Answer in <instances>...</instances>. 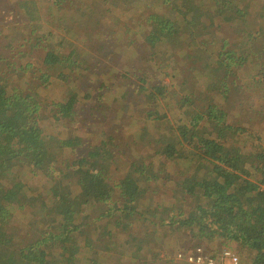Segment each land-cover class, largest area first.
<instances>
[{"label":"trees","instance_id":"trees-1","mask_svg":"<svg viewBox=\"0 0 264 264\" xmlns=\"http://www.w3.org/2000/svg\"><path fill=\"white\" fill-rule=\"evenodd\" d=\"M161 3L169 11H166V15L156 13L149 17L147 30L143 29L138 34L142 35L141 48H149L154 55L162 53L175 40H181L188 49H197L198 53L205 50L209 54L210 65L203 63V67L198 65V68L204 72H208V69L213 71L211 88L226 81L230 83L231 74L235 76L233 84L242 80L245 82L237 70L240 74L244 71L245 76L254 70L256 74L248 82L246 80V84L251 90L258 91L256 86L264 83V9L256 11L261 14L255 19L249 12L251 7L248 0H191L184 10L187 0H161ZM89 4H96L110 20L115 8L120 5L125 10V4L129 5V2L48 0L44 15L43 10L30 5V2L18 3L28 20L25 31L27 29L29 35L10 39L6 29H0V264H83L82 256H87L96 244L109 245L108 252L119 259L123 257V252L127 255L133 247H127L129 241L126 238L122 243L118 239L115 241L112 232L104 229L105 224L110 222L118 226L123 223V216L131 218L135 215L144 221L148 220L147 214L163 217L168 210L163 205V198L172 211L175 208L171 203L178 205L176 215H180L182 221L175 224L181 226L176 231L189 233V227L195 226L191 229V239L198 238L201 243L214 240L226 246L228 243L240 244L249 250L251 257V261L242 260L241 264H264V151L254 149L252 155L242 156L236 150L231 134L227 132L230 127L220 126L225 124L223 120L228 114L225 110H222L219 118L216 114L210 115L204 121L207 122L204 126H200L204 116L192 111L193 114L189 113L182 125L167 127L169 134L163 135L166 120L151 115L154 95L146 93L147 77H144L139 80L148 102L146 106L142 105L138 97L137 109L134 110L141 112L138 119H144L143 122L134 123L129 110L125 111L123 114H128L129 125L123 126L126 132L118 130L115 137L105 127L99 129L94 126L96 120L111 118L106 117L107 111L102 117L88 107V111L81 112L85 116L83 121H79L78 110L89 98L106 99L103 97L106 91L103 80L94 97L83 95L77 83L63 74L70 69L64 65V50L75 48L86 40L80 36L84 34L83 26H92L95 21L88 15ZM130 9H126L124 14ZM79 11L82 12L79 14ZM197 30L202 31L203 35H211L209 41L213 45L207 39L202 40L203 35H193ZM180 33L191 35L178 38ZM56 35L58 41L55 43ZM238 35L245 38L238 41ZM215 40L224 42L222 46L215 45ZM112 44L118 49L123 46L107 42L105 47ZM214 45L216 50H210ZM156 48L162 49L155 51ZM34 53H37L39 60L37 64L32 59ZM72 53L73 50L70 51ZM112 53L110 51V55ZM82 54L80 51L77 56ZM197 58L202 60L200 55ZM249 63L251 70L240 69ZM58 68L62 71H58ZM90 69L93 76L101 79L107 75L99 68ZM12 81V88L9 89ZM233 84L228 90L239 91ZM53 87L59 88L56 102L41 105V95L50 92ZM163 87L155 84L154 90L160 94L159 90ZM118 90L116 87L115 91ZM128 91L121 93L122 96L126 97ZM242 93L247 96L248 92ZM217 94H222L221 89L216 91ZM228 96L230 100L235 96L239 98V94ZM185 97L181 96L184 102L187 101ZM250 103L252 111L260 113L264 108V92ZM55 108L58 109L53 117L50 112ZM153 122L160 124L162 136L155 144L145 138ZM80 124L85 127L83 137L87 141L91 139L82 147L75 146L78 139L70 135ZM115 128H119L117 123ZM61 136H64L63 140ZM125 142L134 145L136 156L127 172L114 165L116 158L124 155ZM69 150L71 152L67 154ZM83 150L82 154L78 153ZM251 158L255 160V168L250 165ZM35 170L41 175V180L36 178ZM18 175L21 179L19 183L14 180ZM25 179L29 186L30 181H35V186L24 184ZM72 179L76 181L79 195H55L58 190H68V185L64 183ZM45 181L51 187L45 188ZM20 184L24 185L20 187ZM116 192L119 193L117 201L122 206L115 208L117 203L113 202L112 196ZM145 198L147 201L141 204V199ZM157 198H160L162 214H153L160 209L156 206ZM27 210L31 211V216L27 217L38 219L44 216V224L53 223L56 233L46 235L47 238H41L36 243L25 236L20 239L25 245L19 247V231L25 229L20 217L28 214ZM119 211L124 214L117 215ZM79 217L81 221H78ZM56 218L59 224H63L58 233ZM90 218L94 219L92 224L88 223ZM103 220L106 221L102 230L95 227V223ZM166 224L163 222V226ZM175 225L171 222L169 229ZM125 228L126 225L123 226ZM110 229L116 230L112 225ZM50 248H55L60 258H55ZM145 252L148 249L143 248L142 253ZM98 256L89 264H105Z\"/></svg>","mask_w":264,"mask_h":264},{"label":"rangeland","instance_id":"rangeland-1","mask_svg":"<svg viewBox=\"0 0 264 264\" xmlns=\"http://www.w3.org/2000/svg\"><path fill=\"white\" fill-rule=\"evenodd\" d=\"M34 1L41 4L40 8L44 6L45 0ZM127 1L129 2V5L125 4V7L127 10L131 8L130 11L121 15L124 12H121L122 9L119 5L113 10L111 14L112 19L110 20L105 17L104 11H101L96 7V4H89L88 15L95 19L93 23V25H95H92L93 27L89 25L86 27L83 26L84 34L80 36L86 40L77 45L75 48L72 47L64 50L63 60H66L64 65L70 69L65 71L63 74H66V76L73 83H77L78 89L83 93V95L90 94L91 96L93 95L96 97L97 94L95 92L101 87L102 80L106 85V91L103 96L106 99L96 98L93 100L92 98H89V101L85 103L83 107L81 105V109L78 110L80 115L79 121L85 117L82 116L81 112L88 111L89 108H92L96 114L101 115L102 117L107 111L106 117L111 118L96 120L97 124L94 126H98L99 129L105 127L107 130H109L108 132L112 133L115 137L117 136L118 130H121L123 133L126 132L123 126L125 124L129 125L128 114L134 123L143 122L144 119H138L141 115V112L134 110L137 109L136 107L138 105V97L141 98L142 105L146 106L148 102L146 99L147 95H144L141 90L142 84L139 80L147 77L146 93H152L154 95L152 98L153 109L150 110V113L154 117H163L162 119L166 120V128L164 129L163 135L167 136L169 134L167 127L182 125V123L186 121L187 115L192 113V111H194V113H201L204 116L202 122H200V126H204L207 123L204 121L207 120L210 115L216 114V117L219 118L222 110H225V113H228L227 117L223 120L225 124L220 126L223 128H225V126L230 127V129H227V132L231 134V139L233 141L232 143L234 144L236 150L241 152L242 156L252 155L254 149L255 151H264V108L260 113L254 112L251 109L252 105L250 103L251 100H256V96L261 95L264 92V83L260 86H256L258 91L256 90V92L252 95H244L245 93H242V91L245 89L244 87H242V89L239 88L241 91H231L228 89L225 91L227 85L229 87L233 84L232 81L235 76L231 74L229 76L230 83L226 81L222 85L211 88L210 86L213 83L211 78L214 74L213 71L208 69V72H203L198 68V65L203 67V63L205 65H210L208 63V61H210V57L207 51L204 50V52L198 53L197 49H188L186 44L181 42V40H175L176 44L172 42L169 47L164 48L162 53L159 54L153 55L149 48H141L140 45L142 43V35L138 34H140L141 31L147 30V25H150V22L148 23L149 17L156 13L166 15V11L169 10L161 3V0ZM190 1L191 0H187V6L182 10L188 7ZM133 4L134 6L132 7ZM41 10H43L42 14L44 15L46 11L44 8ZM82 11H79V14ZM46 19L47 18H45L44 21ZM17 21H19V17L14 14L11 3L8 2V4L4 5L2 0H0V27L4 26V28L8 30L7 35L10 37V39L19 38L18 31H13ZM112 21L114 22L110 25ZM124 22L126 24H124ZM101 26L103 28H101ZM10 30L12 33H9ZM146 32L149 33L148 31ZM91 33H94V35H91ZM188 35L191 34L185 33V35H182L180 33L177 36L178 38L182 36L188 38ZM193 35H203V33L202 31L197 30V32ZM90 36H95V38H91ZM57 37L58 35L54 36L55 43L58 41L56 40ZM204 39H207V42H209L210 45H213V43L209 41L211 37H204L202 40ZM107 42H115L122 44L123 46L120 49H118L114 44H112L111 47H105ZM208 47L209 45L206 46L207 49ZM77 48H82V50ZM161 49L162 48H156L155 51H160ZM71 50L74 51L72 55L70 54ZM210 50H213L212 47ZM80 51H82L83 54L77 56V53ZM110 51H113L112 55H110ZM197 55H200L202 60L199 61V59L196 57ZM32 59L35 64L39 62L37 53L32 54ZM260 62L261 69H263L262 61ZM90 67L99 68L105 74L107 73V75L102 76V79L93 76ZM58 71L62 70L58 68ZM237 74L239 75V73ZM242 74L244 79L248 78L245 76L244 72ZM254 74H256V72H254ZM28 75L29 72L26 73V76ZM208 83H210V85H208ZM12 84L13 81L9 84V89L12 88ZM155 84L158 86H164V89L159 90L160 94L154 90ZM207 85L208 87H206ZM127 86H130L131 88H127ZM116 87L119 89L118 92L115 91ZM30 89L31 87H29V90ZM219 89H221L222 94L215 95L216 91ZM126 90L129 94L126 97H123L121 93ZM230 94H239V98L235 96L232 98V100L226 101V99L229 97L228 95ZM58 95L59 88L53 87L50 92H47L45 95H41L43 98V103L41 105L45 106L49 102L50 104L56 102ZM184 95L187 96L185 97L187 100L186 102L181 100V96ZM220 97H222V99H220ZM229 106L231 112L230 114L228 112ZM57 109L58 108L53 109L50 113L56 111ZM128 110V114H123ZM121 117H124L122 121ZM111 119L114 120L111 122ZM116 123L119 125L118 129L115 128ZM39 127L41 128V124ZM135 128L137 127L135 126ZM159 128L160 124H157L156 122H153L148 127V134L145 136V138H148L147 140H150L151 144L157 143L160 140L159 137H162L160 136L161 134ZM215 128L216 127H213L212 129ZM83 131H85L84 124H80L78 127H76L75 131L70 132V135H73L78 139L75 146L82 147L85 146L87 142H90L91 139H88L87 141L83 137ZM122 137L124 138V134ZM62 138H64V136H61V139ZM234 139H236V141H234ZM133 146L134 145L131 142H125L123 147V157L116 158L114 161V165L121 168V171L123 172H127L130 165L136 160ZM70 152L71 151L69 150L67 154ZM83 152L84 150L79 151L78 153L82 154ZM78 158L79 157L76 159ZM244 159L245 158H243V161ZM254 162L255 160L252 159L250 161V165L254 166ZM38 171L41 173V170ZM35 172L37 173L36 178L41 180V175L36 170ZM187 175L188 174H186V176ZM14 180L19 183V180L21 179H19L18 175V177L14 178ZM9 184L12 185V183ZM24 184L29 186L26 179ZM24 184H20V187ZM35 184V181H30V186H35ZM64 184L68 185V190H58V193L56 192L57 194L55 195L59 197L61 194L63 197V195H68L67 193H70L74 196L80 194V192L77 191L75 179L67 181ZM44 187H51V184L46 182L44 183ZM45 191L41 192L45 193ZM118 194L119 193L116 192V194L112 196L113 202L117 203L115 208L122 206V203L117 201ZM146 201L147 198L143 200L141 199V204H144ZM155 201L158 204L156 206H159L160 209L158 210V213L153 214H162L163 209L160 206V198H157ZM163 203L164 207H168V210L166 213H164L163 217H158L155 215V217H151V215L147 214L148 220L144 221L142 218H138L135 215L131 218L123 216V223L118 226L108 222L104 227V222L106 220L95 223V227H100V230H102L104 227V229L112 232L116 239L115 241L118 239L122 243L126 238L129 241L127 247L131 246L133 249L129 250V254L127 255L123 252V257L118 259L112 252H108L107 249L109 245L96 244L90 249V252L87 256H82V263L89 264L96 255H99L98 258H100L102 261H105V264H118V262L119 264H180V262H177L174 257L180 247V244H182L181 241L179 244L178 240H176L177 235H181L185 241L186 237L191 239L193 233V231L191 232V229L195 226L189 227V233L176 231L180 229L181 226L175 224L178 223V221H182L180 220V215H176L179 211L178 205L176 203H171V205L175 208L172 211L165 198H163ZM26 213L28 214L20 217L23 222V226H25V231H19V247H23L25 245V242L20 240L24 239L25 236L30 237V242L32 241L36 243L41 238H47L46 235L56 233L53 223L44 224V216L38 217V219H33L30 218L31 211L27 210ZM121 213L123 212L119 211L117 215H120ZM170 213L174 215H170ZM28 215L30 216L27 217ZM173 216H175V218ZM185 216H188L187 213H185ZM78 221H81V217L78 218ZM93 222L94 219L90 218L88 220V223L90 224ZM163 222L169 225L166 224L163 226ZM171 222L175 226H171L169 229ZM99 224H101V226H99ZM60 225L63 224H59V219L56 218L57 233L60 231ZM111 225L113 229H116L115 231H111ZM124 225H126L125 229H123ZM194 232L197 233V231ZM14 244L17 246L16 243ZM143 248L148 249V252L142 253ZM49 250L55 258H60L57 256V251L55 248H50ZM232 250L237 253L236 250ZM250 258L251 257L249 254L247 259H245L243 255V258L240 257V263H242V260L248 261ZM249 261H251V259Z\"/></svg>","mask_w":264,"mask_h":264},{"label":"crops","instance_id":"crops-1","mask_svg":"<svg viewBox=\"0 0 264 264\" xmlns=\"http://www.w3.org/2000/svg\"><path fill=\"white\" fill-rule=\"evenodd\" d=\"M29 2H30V5H34L35 7H37L38 9H43L44 8V6L46 5V3H47V1L45 0V2H44V6L42 7V8H40V6H41V4H39V3H36V1H34V0H28ZM249 1V6L251 7V9L249 10V12L252 14V17L254 18L255 17V19H257V17L256 16H258L259 14H257V13H259V12H256L257 10H261L260 8H262V9H264V0H248ZM2 2H3V4L4 5H6V4H8V2L9 3H11V5H12V7H13V12H14V14L15 15H17V17H19V21H17L16 22V26H15V29L13 30V31H18L19 32V35H29V33L27 32V29H26V31H25V23L27 22L28 23V20H27V18H26V16L22 13V11H20L21 9H20V4H23V3H29V2H26L25 0H2ZM18 3H19V5H18ZM41 3V2H40ZM19 6V12L17 11V7ZM127 9V8H126ZM125 9V10H126ZM255 11H254V10ZM125 10H121V12H125ZM124 13H122L121 15H123ZM257 14V15H256ZM261 14V13H260ZM120 15V16H121ZM114 21H112L111 23H110V25L113 23ZM46 26V28H48L47 27V25H45ZM101 28H103L102 26H101ZM0 29L3 31V30H5L6 28H4V26H2V27H0ZM12 30V29H11ZM10 30V31H11ZM7 32H8V30H6ZM24 31H25V33H24ZM27 32V33H26ZM14 33V32H13ZM24 33V34H23ZM204 37H210L211 35H203ZM243 38H245V36L244 35H238V37H237V40L238 41H240V40H242ZM222 42H224V40L223 41H217V40H215V45H217V44H219V45H221L222 46ZM215 45H214V47H213V50H216V48H215ZM1 50H2V48H1V46H0V52H1ZM197 57V56H196ZM250 63L249 64H246V65H244V66H242L240 69H243V68H249V69H247L248 71L249 70H251V67H250ZM253 65V67H254V64H252ZM255 69V68H254ZM238 71V73H239V76H241V77H243L242 76V74H240V72H239V70H237ZM204 72V71H203ZM244 72V71H243ZM253 74H254V70L253 71H251V74H250V76H247L248 78L247 79H245V83H244V80H242L241 82H239V83H235V84H233V85H235V86H237L238 88H240V89H242V87H244L245 89H244V91H246V92H248L247 93V95H252L253 93H255L256 92V90H251V87H248L247 86V84H246V80H247V82L249 81V79L250 78H252V76H253ZM244 79V78H243ZM213 81V80H212ZM238 84H241V85H238ZM226 89H228V85H227V87H226ZM262 97V96H261ZM220 99H222V97H220ZM226 101H230V98L228 97L227 99H226ZM228 112H229V114L231 113L230 112V106L228 107ZM56 113V111H53L51 114L53 115V117H54V114ZM114 119H111V121H113ZM255 163V162H254ZM256 167V163L254 164V168ZM189 241H191V242H189ZM192 241H195L196 243H201V241L200 240H198V238H196L195 240H193V239H190V238H188V237H186V242L187 243H194V242H192ZM205 244H207L211 249L213 248L214 249V251L215 252H219L220 250L219 249H223V248H228V249H234V250H236L237 251V253L239 254V256L241 257V258H243V255H244V257H245V259L246 258H248V254H250L249 253V250L246 248H244L242 245H240V244H237V243H228L229 245L228 246H226V245H224V244H221V243H219V242H217V241H214V240H211V241H209V242H207V243H205ZM227 244V243H226ZM180 247H181V244H180ZM179 247V248H180ZM235 252V251H234ZM180 264H183V263H181L180 262Z\"/></svg>","mask_w":264,"mask_h":264},{"label":"built area","instance_id":"built-area-1","mask_svg":"<svg viewBox=\"0 0 264 264\" xmlns=\"http://www.w3.org/2000/svg\"><path fill=\"white\" fill-rule=\"evenodd\" d=\"M181 235L176 240L182 242L174 255L177 262L183 264H241L240 257L233 250L223 248L215 252L205 243H187Z\"/></svg>","mask_w":264,"mask_h":264},{"label":"clouds","instance_id":"clouds-1","mask_svg":"<svg viewBox=\"0 0 264 264\" xmlns=\"http://www.w3.org/2000/svg\"><path fill=\"white\" fill-rule=\"evenodd\" d=\"M196 243V242H195Z\"/></svg>","mask_w":264,"mask_h":264}]
</instances>
